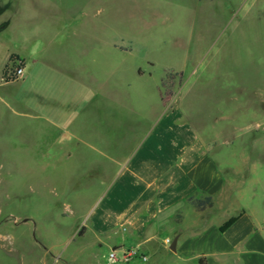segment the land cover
I'll return each instance as SVG.
<instances>
[{
  "label": "rangeland",
  "instance_id": "rangeland-1",
  "mask_svg": "<svg viewBox=\"0 0 264 264\" xmlns=\"http://www.w3.org/2000/svg\"><path fill=\"white\" fill-rule=\"evenodd\" d=\"M24 2L0 5V264H200L170 251L162 215L141 250L93 226L166 118L223 179L210 202L189 197L203 208L170 212L179 244L200 242L203 264H264V0ZM117 248L137 253L111 261Z\"/></svg>",
  "mask_w": 264,
  "mask_h": 264
},
{
  "label": "crops",
  "instance_id": "crops-1",
  "mask_svg": "<svg viewBox=\"0 0 264 264\" xmlns=\"http://www.w3.org/2000/svg\"><path fill=\"white\" fill-rule=\"evenodd\" d=\"M22 1L25 3L24 0H0V5L7 9L18 5L22 9ZM162 124L155 136V143L140 146L125 173L115 177L114 185L109 190L113 209L96 212L98 216L94 218L93 226L102 232L117 228L126 230L129 236L112 246H135L141 250L150 240L147 234L154 226L153 223L156 224L162 215L163 220L168 223H176L174 227L170 223L168 226L160 225V228L174 231L177 240L175 252L181 251L178 259L182 262L197 261L203 264V260L196 259L197 252L201 250L198 247L200 242L185 240L179 244L183 228L180 227L181 221L174 220L170 212L181 202L194 207L189 199L195 194L213 198V192L220 189L223 179L212 168L213 163H202L200 155H206L203 153V143L191 127L176 122L171 124L169 118ZM244 217L245 214H242L223 235L238 225ZM127 242L130 244L127 245Z\"/></svg>",
  "mask_w": 264,
  "mask_h": 264
},
{
  "label": "built area",
  "instance_id": "built-area-1",
  "mask_svg": "<svg viewBox=\"0 0 264 264\" xmlns=\"http://www.w3.org/2000/svg\"><path fill=\"white\" fill-rule=\"evenodd\" d=\"M23 74V68H18L16 69V75L17 76H21ZM164 243L166 245H169L171 243L170 239H165ZM137 250L135 249H130V250H124L123 248H117V249H112L109 252L108 258L113 261L116 260L117 258H121V260L126 261L131 259L132 257H134V255H136ZM119 255V256H118ZM140 259L142 261H146L147 258L144 255H140Z\"/></svg>",
  "mask_w": 264,
  "mask_h": 264
},
{
  "label": "trees",
  "instance_id": "trees-1",
  "mask_svg": "<svg viewBox=\"0 0 264 264\" xmlns=\"http://www.w3.org/2000/svg\"><path fill=\"white\" fill-rule=\"evenodd\" d=\"M207 202H210L211 201V198L208 197L206 199ZM193 204L197 207V208H203L204 206V202L202 201H199V200H196V201H193ZM242 216L241 215H238L236 217H232L230 218L229 220H227L226 222H224L220 227H219V231L221 233H224L225 231H227L240 217Z\"/></svg>",
  "mask_w": 264,
  "mask_h": 264
},
{
  "label": "water",
  "instance_id": "water-1",
  "mask_svg": "<svg viewBox=\"0 0 264 264\" xmlns=\"http://www.w3.org/2000/svg\"><path fill=\"white\" fill-rule=\"evenodd\" d=\"M176 242H177L176 239H174V240L171 242V244L169 245V249H170V251H172V252H175V251H176Z\"/></svg>",
  "mask_w": 264,
  "mask_h": 264
}]
</instances>
